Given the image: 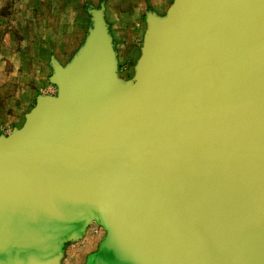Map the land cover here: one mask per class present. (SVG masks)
Wrapping results in <instances>:
<instances>
[{
    "label": "water",
    "instance_id": "water-1",
    "mask_svg": "<svg viewBox=\"0 0 264 264\" xmlns=\"http://www.w3.org/2000/svg\"><path fill=\"white\" fill-rule=\"evenodd\" d=\"M50 61L20 127L0 135V264H264V0H172L147 13L118 76L104 7Z\"/></svg>",
    "mask_w": 264,
    "mask_h": 264
},
{
    "label": "rangeland",
    "instance_id": "rangeland-1",
    "mask_svg": "<svg viewBox=\"0 0 264 264\" xmlns=\"http://www.w3.org/2000/svg\"><path fill=\"white\" fill-rule=\"evenodd\" d=\"M19 4L21 6H19ZM99 4L100 3L97 4V7L100 6ZM45 5L46 3L44 0L38 2L39 19L37 25V38H34V35H32V41H36L37 45H32L27 51V54L31 53L33 56H36L30 58L32 64L29 66L24 65V58L22 57L20 60H22L23 66L20 67L22 64L18 60L19 57H17V53L13 62L10 60L7 62L9 67L6 70V78L10 84H6V87L12 92L11 94H13V92L16 93V95L22 93V97L18 99L20 102L19 105L23 107L21 114L22 122L24 121V114L34 106L36 95L56 92V87L49 82L52 69L48 65V61L51 52V55L59 59L61 64H66L83 41H81V39L79 40L80 37L77 33L78 28L82 27L81 23L85 22L84 26L86 33L91 25V16L88 10V14L83 16L84 19L75 16L76 4L72 5L70 3V6L74 8L70 9L73 11H66L67 9L63 7L62 1H53L47 9H45ZM17 7H20L22 11L25 9L29 10V4L27 5L25 2L18 3ZM86 7L87 9L92 8L89 4H87ZM26 15L27 13L24 14L23 12L21 15L19 11L17 15L18 18L16 17L17 23L20 24L21 28L24 25V21L27 20ZM106 21L109 24V30L117 54L118 76L124 80L130 79L133 75L134 64L140 54L143 31L145 30V17L124 18L113 17L108 14ZM21 30L23 31L21 34L22 37H24V35L26 36L27 33L24 32L25 29L23 28ZM26 44L27 43L23 39V54L25 52L24 50H26ZM46 47H51L52 50H46ZM11 52L15 51L9 50L7 54ZM41 52L44 53V55L46 54V57L41 55ZM35 54H38V56ZM14 62L15 66L13 65ZM15 108L16 112H20V109L17 107ZM104 234L105 232L100 226L96 223H92L81 240L66 245L62 264H87L90 256L97 250L98 244L103 239ZM82 241L84 242L82 243Z\"/></svg>",
    "mask_w": 264,
    "mask_h": 264
},
{
    "label": "crops",
    "instance_id": "crops-1",
    "mask_svg": "<svg viewBox=\"0 0 264 264\" xmlns=\"http://www.w3.org/2000/svg\"><path fill=\"white\" fill-rule=\"evenodd\" d=\"M42 0H0V135L1 134H8L12 131V129L16 127H20L22 125V105H19L18 99L22 97V93L19 95H16V93L9 91V89L6 87V84H10L9 81H7L6 70L8 69L9 65L7 64L8 60L13 62L14 57H17L19 62L22 64V60H20L22 57L24 58V65H31L32 62L30 60L33 56L31 53L27 54L28 48L32 45H37L36 41L33 40L34 38H37V25H38V2ZM53 1H62L63 7H65L67 10L70 11V8H73L70 6V3L76 4L75 8V16L81 17V19L85 16L87 13L86 5L89 4L92 8H98L97 4L103 5L104 7V16L105 19L109 16L113 17H124V18H139V17H146L147 13L149 12H155L156 14L163 15L169 5L171 4L172 0H44L46 3V8L50 5V3H53ZM27 3L29 4V10H20V7H17L18 3ZM19 6H21L19 4ZM26 6V5H25ZM61 7V5H60ZM62 8V7H61ZM74 9V8H73ZM22 15V12L24 14L27 13V20L24 21V27H20V24L17 23V15ZM73 11V10H71ZM117 12V13H116ZM49 13V12H48ZM47 13V14H48ZM17 17V18H16ZM85 22L81 23V28H78V36L81 39L84 40L85 37ZM109 25V24H108ZM25 29L24 32L27 33V35L22 37L23 31L21 29ZM144 32V31H143ZM19 34V35H18ZM81 34V35H80ZM24 41L27 43L26 50H24L23 54V47L22 42ZM35 40V39H34ZM83 42V41H82ZM82 44V43H81ZM37 48V47H36ZM15 51L7 54V51ZM46 50H52L51 47H46ZM49 51V52H50ZM77 51V50H76ZM75 51V52H76ZM44 57H46V54L40 53ZM52 54V52H51ZM49 57L48 65H50V61L54 55H51ZM38 56V54H35ZM74 53L72 54V56ZM71 56V57H72ZM8 58V59H7ZM55 58V57H54ZM60 63L61 61L57 59ZM37 63V61H36ZM15 66V62L13 63ZM20 65V67H22ZM10 73V72H9ZM18 94V92H17ZM19 105V106H16ZM15 107L20 109L19 111H15ZM14 109V110H13ZM27 113V112H26ZM25 113V114H26ZM24 114V115H25ZM84 241H82L83 243Z\"/></svg>",
    "mask_w": 264,
    "mask_h": 264
},
{
    "label": "built area",
    "instance_id": "built-area-1",
    "mask_svg": "<svg viewBox=\"0 0 264 264\" xmlns=\"http://www.w3.org/2000/svg\"><path fill=\"white\" fill-rule=\"evenodd\" d=\"M49 93V92H48ZM49 94H53V93H49Z\"/></svg>",
    "mask_w": 264,
    "mask_h": 264
}]
</instances>
